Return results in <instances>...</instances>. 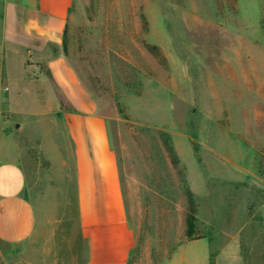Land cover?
<instances>
[{"label":"rangeland","instance_id":"374dc122","mask_svg":"<svg viewBox=\"0 0 264 264\" xmlns=\"http://www.w3.org/2000/svg\"><path fill=\"white\" fill-rule=\"evenodd\" d=\"M63 50L109 121L131 264H264V0H75Z\"/></svg>","mask_w":264,"mask_h":264},{"label":"crops","instance_id":"0c3cea01","mask_svg":"<svg viewBox=\"0 0 264 264\" xmlns=\"http://www.w3.org/2000/svg\"><path fill=\"white\" fill-rule=\"evenodd\" d=\"M74 4L0 0V264H131L137 248L109 121L63 50Z\"/></svg>","mask_w":264,"mask_h":264},{"label":"built area","instance_id":"2783aa9c","mask_svg":"<svg viewBox=\"0 0 264 264\" xmlns=\"http://www.w3.org/2000/svg\"><path fill=\"white\" fill-rule=\"evenodd\" d=\"M9 91L8 88L1 89L0 88V106H1V99L4 94H6Z\"/></svg>","mask_w":264,"mask_h":264},{"label":"trees","instance_id":"16d2710c","mask_svg":"<svg viewBox=\"0 0 264 264\" xmlns=\"http://www.w3.org/2000/svg\"><path fill=\"white\" fill-rule=\"evenodd\" d=\"M65 34H66V32H65ZM187 222H188V224L190 225V221L187 220ZM190 234H191V231L188 233V236H190Z\"/></svg>","mask_w":264,"mask_h":264}]
</instances>
